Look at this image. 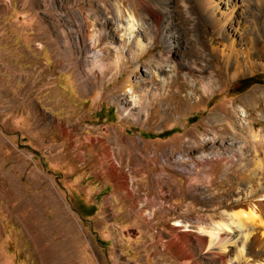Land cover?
I'll use <instances>...</instances> for the list:
<instances>
[{
    "label": "rangeland",
    "instance_id": "1",
    "mask_svg": "<svg viewBox=\"0 0 264 264\" xmlns=\"http://www.w3.org/2000/svg\"><path fill=\"white\" fill-rule=\"evenodd\" d=\"M100 1L0 0V264H185L176 245L196 264H220L212 255L217 247H210L213 227L233 220L240 208L264 206V164L249 166L254 154L244 135L208 119L246 120L259 134L264 160V116L245 118L241 108L246 96L264 89V59L256 58H264V0H215L222 34L197 0H128L119 23L124 30L110 23V35L89 47L76 10L101 24ZM132 10L138 20L127 18ZM131 32L138 45L131 37L123 41ZM228 35L236 36L234 50L256 43V70L231 83L220 57L230 50ZM98 50L106 52V77L118 73L103 85L94 80L100 78L92 59ZM144 65L157 81L174 78L177 86L158 97L154 75L143 77ZM211 71L219 86L205 93ZM126 78L136 96L147 90L156 96L149 121L137 119L129 94L118 91ZM138 78L146 80L142 86ZM129 110L135 120L126 117ZM202 134L216 143L186 144ZM231 150L237 163L198 161L204 154L229 159ZM95 199L99 205L83 217L84 203ZM255 250L248 244L250 254Z\"/></svg>",
    "mask_w": 264,
    "mask_h": 264
},
{
    "label": "bare ground",
    "instance_id": "2",
    "mask_svg": "<svg viewBox=\"0 0 264 264\" xmlns=\"http://www.w3.org/2000/svg\"><path fill=\"white\" fill-rule=\"evenodd\" d=\"M75 1L77 3H79L81 0H75ZM115 1H116V3L114 4V2H113L111 5H107V3L105 1H102V0L100 1V4H101V6H102V8L106 14V18L103 22L101 21V24H98L99 22L96 20L95 16L93 17V21H95L96 23H91V21L89 20V17H88L89 14L85 15V13H83V11L81 9L76 10V16H77L76 25L83 31L85 40L87 41V44L89 47H94V46L100 45V42L105 40L110 35V33L107 32V30L110 27V23L117 25V27L114 29V31H118V30L123 29L122 27L119 26V23L123 24L125 22L124 18L126 15V11H125L124 5L128 0H115ZM141 1L143 4H147L149 2V1L147 2L146 0H141ZM214 1L215 0H197L200 10L208 17L209 22L215 26L216 31L219 34L220 33L222 34L223 33L222 27H223L224 23L220 24V22H219V18L222 15V14H218V12H219L218 7H219L220 3L216 4ZM240 1L244 4V3H250L251 0H240ZM233 10L234 9H232V11ZM232 11L228 12V15H229L228 21L229 22H232V18H231L232 17L231 14L233 13ZM127 15H128L127 18H129V19L136 18V20H138V18H139V17H137V15L135 14V12L133 10H132V12H129V14H127ZM217 15L219 17H217ZM131 21H129L127 23L128 28L130 30H131V28L134 27V25ZM138 25L140 27H143L144 24L142 25L138 21ZM97 27H99V29ZM162 36H165V32H163ZM130 37L132 38L131 42L134 45L137 42V39H136V36L133 32H131L130 34H127V38L123 39V41L128 42L127 40H130ZM235 37L228 35L227 38L229 41L228 43L230 46V50L228 51L227 54L220 55L221 60H222L221 63L223 65V68L225 71V74H224L225 78H227L230 83L234 82L240 76H244L246 74H252L253 71L256 70L257 64L255 62H253V59L256 56H257L256 58L258 60L264 59L261 56H258V55L255 56L256 43L254 41H250V44L248 45L247 50H245L244 52H242V50H240V51L234 50L235 47L233 46L234 45L233 43H234ZM166 43H167V47H171V45H170L171 41L167 40ZM135 45H138V44H135ZM115 49L117 50L116 52L118 54H120L122 52V51L121 52L119 51V48H115ZM105 53L106 52L103 50H98L94 53V57H92V59L94 60V62L97 65L96 67L99 68V72H100V78L98 79V78L93 76L94 80L97 83L102 84V85L105 83H108V81H110V80L112 81V80L116 79V77L118 76V73H116V74H112V77H106V72L109 71L110 67H108V65H109L108 63L104 62ZM168 53H169V51H168ZM142 54L143 53H141V55ZM238 54H240V56ZM218 59H217V61H218ZM115 64H116L115 65L116 68L119 67L120 61H118L117 63L115 62ZM111 65H112V63H111ZM144 68H145V74H143V77H148V74L149 75L151 74L148 71L149 66L144 65ZM206 70H207L206 68L200 69L201 72L206 71ZM156 71L158 73H162L163 69L161 67H159V68H157ZM134 72H136V71H134ZM150 72H151V70H150ZM152 74L154 75V73H152ZM90 75H93V68L90 69ZM80 81L82 82L81 86H82L83 91H86L87 85L89 83L86 81V79L80 80ZM91 81H90V85L92 86ZM142 81H146V80L138 78L137 82L141 85V84H143ZM152 83H155V85L158 88L157 89L158 97H161V95H163L164 92H166L169 87L175 88L177 86L174 78H166V79L157 81L155 75L152 78ZM218 83H219V79L217 77H215L213 71H211V72H209L208 77L204 81V84H202V90L205 93H209L211 91H214V89L216 88ZM148 85H151L150 79L147 83L145 82V86H148ZM118 91L124 92L125 94H129V96L127 98H129L131 100L132 106L137 107V119H139L141 116V117H143V121H149L150 116L147 112L150 110V108L152 107V105L154 103V100L156 99V96L154 94L149 95V92L147 90L145 92V94H143L139 97L136 96V93L138 91L136 92V87L133 86L130 82H128V78L124 79V82H122L120 87H118ZM254 93L255 94H251V95L246 96L244 98V102H243L241 108H243L245 113H249V115L245 116V118H249V116L251 115L252 112L253 113L259 112L264 116V109H263V105H262V100L264 99V89H262V90L257 89V90H255ZM190 94L193 95V93H190ZM124 113H125L126 117L132 118L133 120L136 119L135 115H134V113H132V111H130V110L124 111ZM208 121H211V122L223 121V122H226L227 127L233 133H235L236 131H240L242 133V136L244 135L243 140L245 141L244 142L245 146H247V149L249 148L254 154L253 158L250 160L248 165L252 166V167H257L258 165L264 164V160L261 159L262 157L260 158L258 156V152L260 153L262 146H263V143L259 139V134H257L255 129L253 127L245 124L246 120H244V121L238 120L235 116L223 117L221 115L216 114V115L210 116ZM79 123H80V121H77L76 125H78ZM63 130L66 131V127H64ZM90 139H92V137L90 138L89 136H85V140H90ZM211 139L212 138H207V137L203 136V134H202L200 137L194 136L191 139V141L193 140V142L187 140L186 144L195 145V144L199 143L202 146H209L211 144L216 143V140H211ZM231 151H233V152H230L231 157L229 159L224 158L221 154H204L200 158H198V161L204 166L211 165L215 162L224 163L225 165L237 163L238 162L237 152L236 151L234 152V150H231ZM250 154H252V153H250ZM108 157L111 158L110 153H109ZM196 164L199 166L198 163H196ZM197 165L194 167H197ZM109 167H110V170L112 173H116L117 166H115V164L112 161L110 162ZM187 171H188V169H187ZM126 178H127L126 176L123 177L122 185L124 187L128 186V181ZM249 181L251 183H254V178H252V176H251L249 178ZM233 217H235L233 220H231V221L229 220L227 223H217L213 227V235H211V237H210L211 238L210 247H217L216 248L217 251H215V252L213 251V254H212L213 257L219 258L220 264H250L251 260L249 259V257L251 255H253V258L257 259V262H255L254 264H264V206H256V204H255L253 206H247L245 209L240 208V212L235 213ZM176 225L182 226V224L179 222L176 223ZM231 232H234L233 236L231 235ZM250 238H254V239L251 242H249ZM204 240L205 239H201V242L204 243ZM248 244L255 246V248H256L255 254L249 253L250 251H248ZM171 245L174 246L175 242H172ZM230 245H235L234 249L228 250V247ZM176 249L178 250L179 257L181 259H183L185 264H196V263L192 262L191 254L183 246H177L176 245ZM231 255H232V257H231Z\"/></svg>",
    "mask_w": 264,
    "mask_h": 264
},
{
    "label": "crops",
    "instance_id": "3",
    "mask_svg": "<svg viewBox=\"0 0 264 264\" xmlns=\"http://www.w3.org/2000/svg\"><path fill=\"white\" fill-rule=\"evenodd\" d=\"M112 202V201H111ZM112 205V207H115V206H117V205H115V203H111ZM84 205H85V211H86V213L85 214H83L85 217H87L88 216V212H90L92 209H94V207L96 206H98L99 205V203H98V201H97V199H95V200H91L90 202H86V203H84ZM101 205V204H100ZM97 216H100V211L98 212V214L96 215V217Z\"/></svg>",
    "mask_w": 264,
    "mask_h": 264
},
{
    "label": "trees",
    "instance_id": "4",
    "mask_svg": "<svg viewBox=\"0 0 264 264\" xmlns=\"http://www.w3.org/2000/svg\"><path fill=\"white\" fill-rule=\"evenodd\" d=\"M83 216V215H82ZM83 217H85V216H83Z\"/></svg>",
    "mask_w": 264,
    "mask_h": 264
}]
</instances>
